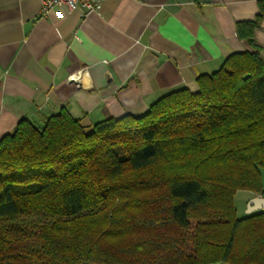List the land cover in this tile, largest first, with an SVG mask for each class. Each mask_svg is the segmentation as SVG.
I'll return each instance as SVG.
<instances>
[{"label":"trees","instance_id":"trees-1","mask_svg":"<svg viewBox=\"0 0 264 264\" xmlns=\"http://www.w3.org/2000/svg\"><path fill=\"white\" fill-rule=\"evenodd\" d=\"M264 18L237 24L252 40ZM142 115L23 118L0 139V264H264V58L231 54ZM209 218L219 223L198 222Z\"/></svg>","mask_w":264,"mask_h":264},{"label":"crops","instance_id":"crops-1","mask_svg":"<svg viewBox=\"0 0 264 264\" xmlns=\"http://www.w3.org/2000/svg\"><path fill=\"white\" fill-rule=\"evenodd\" d=\"M261 1L101 0L92 12L43 15L40 0H0V139L23 118L43 125L62 110L86 129L139 116L171 91H198L199 76L233 53L264 58V18L252 40L237 31ZM249 193L246 208L260 198L264 210V194Z\"/></svg>","mask_w":264,"mask_h":264},{"label":"built area","instance_id":"built-area-1","mask_svg":"<svg viewBox=\"0 0 264 264\" xmlns=\"http://www.w3.org/2000/svg\"><path fill=\"white\" fill-rule=\"evenodd\" d=\"M41 11L43 15H48L51 10L65 6L69 9H75L79 5L86 9V13L92 12L97 9L101 0H40Z\"/></svg>","mask_w":264,"mask_h":264},{"label":"rangeland","instance_id":"rangeland-1","mask_svg":"<svg viewBox=\"0 0 264 264\" xmlns=\"http://www.w3.org/2000/svg\"><path fill=\"white\" fill-rule=\"evenodd\" d=\"M87 131L90 132L92 131V128L87 127ZM263 175H264V169H263ZM250 196V193L248 190H240L237 192V195L235 196V201H236V207L238 210V214L240 217L245 216L248 213V208H246V200L248 199V197ZM202 222V223H212L213 225H216L219 223V220H214V219H207V218H203V219H199L195 225H194V231L198 226L196 225L198 222ZM212 264V263H211ZM213 264H230L227 262H221V263H213Z\"/></svg>","mask_w":264,"mask_h":264},{"label":"water","instance_id":"water-1","mask_svg":"<svg viewBox=\"0 0 264 264\" xmlns=\"http://www.w3.org/2000/svg\"><path fill=\"white\" fill-rule=\"evenodd\" d=\"M258 200H260V198H253V199L251 200V203H250V206H249L248 213L254 212L255 210H257V209L259 208L258 206H256ZM263 200H264V199H263ZM262 207H263V206H262Z\"/></svg>","mask_w":264,"mask_h":264}]
</instances>
